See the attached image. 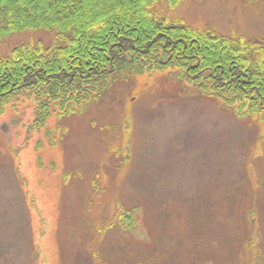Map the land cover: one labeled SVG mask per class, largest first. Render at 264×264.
Segmentation results:
<instances>
[{"label":"rangeland","instance_id":"rangeland-1","mask_svg":"<svg viewBox=\"0 0 264 264\" xmlns=\"http://www.w3.org/2000/svg\"><path fill=\"white\" fill-rule=\"evenodd\" d=\"M158 9L264 38V0ZM52 42L44 29L16 33L0 55ZM175 72L120 79L44 125L33 98L8 106L0 264H264V114L238 115Z\"/></svg>","mask_w":264,"mask_h":264},{"label":"trees","instance_id":"trees-1","mask_svg":"<svg viewBox=\"0 0 264 264\" xmlns=\"http://www.w3.org/2000/svg\"><path fill=\"white\" fill-rule=\"evenodd\" d=\"M187 0H0V39L44 29L53 42L0 55V115L27 96L36 121L70 114L120 79L174 70L238 115L264 114V38L171 19ZM121 220V219H120ZM127 220L134 224L133 214Z\"/></svg>","mask_w":264,"mask_h":264}]
</instances>
